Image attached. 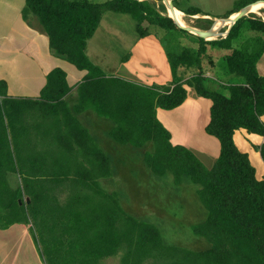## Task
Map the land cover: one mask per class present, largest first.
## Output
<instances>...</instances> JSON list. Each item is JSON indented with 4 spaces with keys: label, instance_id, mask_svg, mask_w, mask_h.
I'll list each match as a JSON object with an SVG mask.
<instances>
[{
    "label": "trees",
    "instance_id": "trees-1",
    "mask_svg": "<svg viewBox=\"0 0 264 264\" xmlns=\"http://www.w3.org/2000/svg\"><path fill=\"white\" fill-rule=\"evenodd\" d=\"M25 2L24 20L33 16L40 21L53 54L86 72L77 87L75 113L92 110L112 121L109 136L121 145L141 149L151 143L144 163L153 175H173L177 185L187 177L200 187L207 217L193 231L210 246L197 251L165 243L155 224L128 213L117 194L101 188L99 180L113 175L110 158L75 118L66 100L73 89L60 68L47 75L37 98L9 96L7 83L0 82V227L31 225L33 234L56 238L60 257L54 264H100L118 255L120 264H264V178L257 179L249 156L234 141L240 129L264 137V77L257 69L264 54V22L244 17L226 38L206 41L149 1ZM174 6L184 16L202 14L194 7L182 9L178 0ZM107 12L130 15L141 38H158L171 67V87L108 76L91 61L87 46ZM244 30L258 35L235 47ZM209 46L229 51L224 66L242 82L221 90L211 84L203 68ZM182 69L196 73L185 80ZM188 85L213 103L205 131L221 149L211 169L188 148L173 145L157 118L158 109L183 105ZM258 150L264 161V145ZM15 178L19 181L13 187Z\"/></svg>",
    "mask_w": 264,
    "mask_h": 264
},
{
    "label": "rangeland",
    "instance_id": "rangeland-1",
    "mask_svg": "<svg viewBox=\"0 0 264 264\" xmlns=\"http://www.w3.org/2000/svg\"><path fill=\"white\" fill-rule=\"evenodd\" d=\"M4 1L0 0V10L3 8L2 4H9L4 3ZM91 1L101 3L105 0ZM140 1L151 2L161 12H166L167 10L164 0ZM245 1L178 0V4L182 9L194 7L201 11L202 14L196 16L186 15V21L190 27L202 31H211L216 26V19L230 18L232 15L225 17L228 12L239 8H241V11L245 8L242 7V3ZM262 2L264 0H249L248 3L250 4L247 6H261ZM11 5L13 6L12 11H17V9L21 8L24 10L26 2L25 0H16ZM166 14L168 15V11ZM105 15L107 16L104 24L100 29L98 28L99 31H96L97 33H95L87 46L86 52L91 61L101 67L108 76L119 77L141 85L157 86L159 89L171 87L172 82L160 86L158 84L159 79L152 72V65L142 59L145 49L138 43L142 39H140L141 37L137 32L136 21L126 14L107 12ZM247 17L264 22V9L259 14H249ZM12 20H14L13 17ZM32 23L33 25L36 23L40 30L31 26L33 34L28 38L29 44L26 46L23 41L20 40L19 42L17 41L18 38H14V35H11V18H6L5 12L3 10L0 11V82L5 81L8 85V95L17 99L37 98L31 97L33 92L28 89L33 91L38 84V82L34 83L36 74L31 69L19 65L20 60L16 57H18L20 50L29 55L30 59L35 60V62L38 61L48 66H50L47 62L48 57H56L55 64H59L56 68L64 70L66 74L72 69L77 71L73 65L53 54L49 38L36 17H33ZM222 32L227 34V27H224ZM37 34L40 37H37ZM256 35L258 34L255 32L244 30L240 38L234 42V46L240 47L245 40ZM152 37L158 44L151 40L144 45L149 47L158 45L165 51L158 38L154 35ZM222 37L224 38V36L216 38L221 39ZM10 41L13 43V47H3L5 43ZM182 43L184 47L189 46L186 42ZM16 48L18 50L15 51ZM1 49H7L8 52L3 53ZM47 52L50 56H48ZM227 54H229L227 50L209 46L207 47V55L203 59L205 75L210 72L209 78L213 81L211 84L220 90L229 86L232 82H242V80L228 74L223 62V58ZM195 73V70H180V74L185 77V80L191 78ZM22 76L26 79L25 84L21 83ZM87 113H89V117L92 115L94 120H92V123L85 121L86 129L91 134L94 127L98 128V141L102 144L99 146L107 152L113 170L111 178H101L99 180L101 188L110 194H117L122 207L128 213L142 221L155 224L160 229L165 243L197 251L208 249L210 244L205 239L197 237L193 231V228L203 223L207 217V210L197 193L200 187L193 184L187 177L184 178L181 185H177L173 175L163 178L153 175L144 163L145 152L153 150L151 143L140 149L131 145H121L111 138L109 141L107 130L111 129L114 123L101 118L92 111ZM199 138L201 144L205 143V139H211L212 143L209 145H213L215 148L214 152L216 151L219 155L220 144L216 138L207 135L205 132L200 133ZM194 150L203 155L197 149L194 148ZM204 158V165L206 168L211 169L214 166H212L213 155L210 154V159L206 156ZM18 181L19 179L16 178L12 180L13 187H16ZM64 196L62 195V197ZM24 199L26 203H30V198L25 197ZM34 226L37 228L36 224ZM30 228L31 225L24 224H14L5 230L0 227V264H54L55 260L60 257L56 249L58 246L56 238L49 239L45 234L44 236H40L37 233L33 234ZM36 228L35 230H37ZM56 235L58 236V233ZM120 259L121 255H118L105 259L100 264H120Z\"/></svg>",
    "mask_w": 264,
    "mask_h": 264
},
{
    "label": "crops",
    "instance_id": "crops-1",
    "mask_svg": "<svg viewBox=\"0 0 264 264\" xmlns=\"http://www.w3.org/2000/svg\"><path fill=\"white\" fill-rule=\"evenodd\" d=\"M15 2L16 0H5L4 3H9V4H2L3 8L1 10L5 12L6 18H11V21H12V25L10 28L12 31L11 35H14V38H18L17 41L19 42L20 40L23 41V43L27 46L29 44L28 38L33 34V28H31V26L35 27L36 29H39L40 27H38L36 23L35 25H33L32 23L33 17L29 18V22H26L23 19L22 17L23 9L22 8L17 9V11H12L13 6L11 4ZM106 16L107 15L103 16L99 29L104 24V20ZM12 17L14 20H12ZM216 20H220V19H216ZM225 20L227 19H223V21ZM99 29L97 30V32L99 31ZM37 37H40V35L37 34ZM150 37L140 38L142 40L138 42L145 49L142 59H145L148 63L152 65L151 66L152 72L159 79L158 84L160 86H164L165 84L172 82L173 80L172 71L167 61L168 59L166 58V53L165 51H163L162 48H160L158 45L151 46V47L144 45L146 42H150L151 40L154 43H157V41L154 40L152 36ZM207 39L211 40L209 38ZM213 39H220V38H213ZM3 47L5 48L13 47V43H11L10 41L8 43H5ZM16 50H18V48H16L15 51ZM1 52L6 53L8 51L7 49L5 50L1 49ZM9 52H10V49H9ZM47 54L48 56H50L48 52ZM16 58L20 60V64H19L20 66L29 68L31 69L33 73L36 74V76L34 77L35 79L34 83L38 82L37 88L34 89L33 91L30 89L28 90L33 92V95L31 97H39L42 88H44V86L47 83V80H46L47 75L51 71L56 69V67L59 66V64H55L56 57H53V56H51V58L48 57L47 62L50 64V66L46 64H41L38 61L35 62V60L30 59L29 55H27L25 52L21 50L18 52V57ZM257 69H258L259 74L264 77V54L258 62ZM76 70L77 71L72 69L70 72H67V81H68L69 86L73 90L66 100L69 104V107L73 111L75 118H77L79 123L86 129L87 126H85L86 125L85 121L87 122L90 121L92 123V120H94V118L92 115H90L91 117H89L88 116L89 113L86 114V112L92 111V110H88L83 113H75L74 109L78 103V100L76 98L77 87L83 81L86 75V72L79 71L77 68ZM206 77L208 78L210 77V72L206 74ZM25 80H26L25 77L22 76L21 83L25 84L26 83ZM186 90H187L188 95H187V100L183 103V105H181L180 107L174 110L158 109L157 118L163 124V126L171 133V142L173 145L175 146L180 145V146H184L188 148L199 158V160L202 163L204 162L203 161L204 156L209 157L210 159V154H212L213 155L212 166H213L216 163L217 159L219 158L220 153L218 155L216 151L214 152L215 150L214 146L209 145L212 143L211 139H205L206 141L204 144H201V142H199V139H200L199 134L203 132L206 133L205 129L210 123L211 107L213 103L209 99L200 97L196 93L195 89L189 85L186 86ZM21 96H24V95H21ZM262 121L264 122V116L262 117ZM112 128L111 129L109 128L110 130L109 129L107 130L109 141H110L109 133L112 130ZM92 130H93V133H91V136L93 137V139L96 141L98 145H102L98 141V131H97L98 128L94 127ZM234 141L238 149L241 152L249 156V159L252 165L256 169L257 179L262 180L264 178V161L262 159L261 153L259 152L258 148L264 145V137L256 135V134H250L247 130L240 129L235 132ZM194 148L197 149L199 152H201L203 155L195 152ZM220 149H221V146H220Z\"/></svg>",
    "mask_w": 264,
    "mask_h": 264
},
{
    "label": "bare ground",
    "instance_id": "bare-ground-1",
    "mask_svg": "<svg viewBox=\"0 0 264 264\" xmlns=\"http://www.w3.org/2000/svg\"><path fill=\"white\" fill-rule=\"evenodd\" d=\"M166 1V5H167V11H168V15H170L171 17H173L175 20H177L179 23H181L184 26L190 27L186 21V16H184L179 10L172 9L170 7V0H165ZM260 4V3H259ZM262 5H254V6H250L248 7L247 10V15L249 14H259L261 12L262 9H264V4L261 3ZM236 18V15L231 16L230 18H228L227 20L223 21V20H217L216 26L213 30H211L210 32H208L207 38L209 39H213L216 37H221V36H225L226 32L223 33L222 29L224 27H227L228 29L230 28V26L232 25L234 19ZM192 28V27H191ZM198 30V29H197Z\"/></svg>",
    "mask_w": 264,
    "mask_h": 264
},
{
    "label": "water",
    "instance_id": "water-1",
    "mask_svg": "<svg viewBox=\"0 0 264 264\" xmlns=\"http://www.w3.org/2000/svg\"><path fill=\"white\" fill-rule=\"evenodd\" d=\"M164 3L166 5V1L164 0ZM170 7L172 9H175V6H174V0H170ZM247 10H248V6L243 8L241 11H239L237 14H236V18L234 19L232 25L230 26L226 36L224 38H226L230 32V30L232 29V27L239 21L241 20L242 18L244 17H247ZM168 17H170L174 22L175 24H177L179 27L187 30L189 33L197 36V37H200L202 39H205L206 41H212V40H217V39H211V40H208L207 39V35H208V32H210L209 30L208 31H202V30H197V29H194V28H191V27H187V26H184L182 25L181 23H179L177 20H175L173 17H171L170 15H168ZM222 38V39H224Z\"/></svg>",
    "mask_w": 264,
    "mask_h": 264
}]
</instances>
